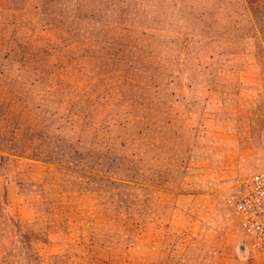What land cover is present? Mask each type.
<instances>
[{
  "label": "rangeland",
  "instance_id": "obj_1",
  "mask_svg": "<svg viewBox=\"0 0 264 264\" xmlns=\"http://www.w3.org/2000/svg\"><path fill=\"white\" fill-rule=\"evenodd\" d=\"M263 166L245 0H0V264H263Z\"/></svg>",
  "mask_w": 264,
  "mask_h": 264
},
{
  "label": "built area",
  "instance_id": "obj_2",
  "mask_svg": "<svg viewBox=\"0 0 264 264\" xmlns=\"http://www.w3.org/2000/svg\"><path fill=\"white\" fill-rule=\"evenodd\" d=\"M232 208L243 233V251L258 256L264 264V166L245 181Z\"/></svg>",
  "mask_w": 264,
  "mask_h": 264
},
{
  "label": "trees",
  "instance_id": "obj_3",
  "mask_svg": "<svg viewBox=\"0 0 264 264\" xmlns=\"http://www.w3.org/2000/svg\"><path fill=\"white\" fill-rule=\"evenodd\" d=\"M249 6V10L252 14H259L264 16V0H245Z\"/></svg>",
  "mask_w": 264,
  "mask_h": 264
}]
</instances>
